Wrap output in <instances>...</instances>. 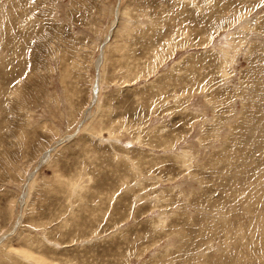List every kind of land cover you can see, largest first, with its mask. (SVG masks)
I'll return each instance as SVG.
<instances>
[{
    "label": "rangeland",
    "instance_id": "rangeland-1",
    "mask_svg": "<svg viewBox=\"0 0 264 264\" xmlns=\"http://www.w3.org/2000/svg\"><path fill=\"white\" fill-rule=\"evenodd\" d=\"M0 264H264V0H0Z\"/></svg>",
    "mask_w": 264,
    "mask_h": 264
},
{
    "label": "bare ground",
    "instance_id": "bare-ground-1",
    "mask_svg": "<svg viewBox=\"0 0 264 264\" xmlns=\"http://www.w3.org/2000/svg\"><path fill=\"white\" fill-rule=\"evenodd\" d=\"M101 59V58H100ZM97 87H98V82H97ZM97 95L95 96V99H96ZM257 130V129H256ZM246 133V132H245ZM253 135V134H252ZM71 135H69L68 137H70ZM249 136V135H248ZM255 136V134H254ZM250 137V136H249ZM252 137V136H251ZM255 140V139H254ZM256 141V140H255ZM60 142V141H59ZM58 142V143H59ZM50 153V150L46 153V155L44 156V160L48 157V154ZM249 153V152H248ZM44 160L41 161L40 164H42L44 162ZM254 170V169H253ZM232 183V182H231Z\"/></svg>",
    "mask_w": 264,
    "mask_h": 264
}]
</instances>
